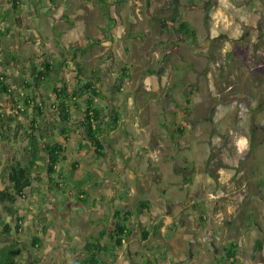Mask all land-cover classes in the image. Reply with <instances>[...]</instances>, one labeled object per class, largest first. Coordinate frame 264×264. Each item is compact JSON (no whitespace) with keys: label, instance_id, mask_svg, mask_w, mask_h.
Masks as SVG:
<instances>
[{"label":"rangeland","instance_id":"1","mask_svg":"<svg viewBox=\"0 0 264 264\" xmlns=\"http://www.w3.org/2000/svg\"><path fill=\"white\" fill-rule=\"evenodd\" d=\"M7 2L0 0V5ZM34 4L39 13H47L48 9L43 18L46 30L42 38L34 32L33 39L29 40L25 33L15 31L10 41H6L8 44L4 43L3 54L6 49L19 48L21 54L16 55L21 62L15 65L16 69H7L12 94L5 95L0 102V113L10 126L6 136L0 139V189L8 181L12 160L28 162L30 159L24 146L32 119L20 110L25 106L24 96L27 93L31 98H41V90H46L39 86L26 87V81L31 80V68L28 70L25 59H31V53L43 51L38 66L45 58L52 61L50 55L57 59L66 55L70 67L61 76L68 82L70 93L77 87L78 74L86 76L92 69L99 70L92 78L108 97L102 103H117L124 132L120 133L118 127L113 136L107 134L109 138L104 136L103 141L109 142L111 148H121L122 152L111 156L110 161L114 162L106 165L102 162L104 157H94L89 144L79 155L76 146L82 139L81 130L74 127L68 139L61 138L62 135L49 132L57 124L55 131L59 133L63 124L54 120L58 118L57 111L48 104L47 119L37 113L38 128L46 141L60 140L66 147V158L62 152L56 168L68 176V186L62 185L61 192L48 188L53 187L49 180L53 174L45 169V152L42 153L41 167L34 170L32 188H27L24 196L19 197L14 211L9 212L6 204L0 205V253L17 239L23 248L22 254L17 256L19 264H74L75 259L86 254L87 236L96 235L103 227L97 223L98 211L105 213L102 218L108 222L104 210L108 206L101 205L97 210L79 202H66L67 195L62 193L74 192L77 182L91 179H83L85 174L96 175L97 171L104 173L106 180L116 187V175L108 170L111 166L118 170L126 163L122 184L128 196L123 207L133 211L134 218L127 219L135 230L113 255L102 253L110 264H142L141 253L154 259V253L161 252L164 258H159L156 264H231L230 260L219 261L218 258L226 256V248L233 241L238 245L234 264H264V0H55L50 7L48 0H37ZM162 15L169 20L175 18L176 24L188 17L196 27V34L217 35L214 43L224 42L221 36L227 34L231 38L226 42L230 52L227 49L223 57L206 49V45L202 51H197L191 40H180L182 37L173 30L174 26L170 31L161 30L156 17ZM32 20L38 24L40 18L34 16ZM87 36L97 37L99 41L89 46L84 42ZM76 42L81 46L84 43L82 52L80 47L76 48V61L86 70H80L68 52ZM123 67H128V75L121 82L122 89L117 90L114 84L120 83L118 77H122ZM170 68L177 70L174 77ZM142 77L150 80L144 81L141 91L137 92ZM168 80L171 85L167 84ZM62 84L63 81L52 83L50 96L46 97L48 103L50 98L55 100L53 87ZM192 88L194 90L190 91ZM168 111L177 114L171 115L173 118L169 120L176 118L173 128L182 124L185 131L163 132L168 145L163 153L144 148V142L133 146L137 150H131L130 140L141 137L145 141L143 134L134 135L132 123L140 124L149 115L152 122L147 128L152 134L161 128L159 123H168L162 116ZM186 112L188 117L182 116ZM106 113L110 114V109ZM139 124L137 127L145 131V125ZM168 128L173 129L172 125ZM129 133L131 135L127 136ZM123 155H129V161L125 162ZM159 163L168 166V169L163 168L166 176ZM136 170L160 171L163 177L170 179L163 180L169 189L160 196L153 183L142 184V180L133 177ZM183 181L186 189L185 185H178ZM102 186L96 184L89 188L84 184L92 197L97 198ZM176 189L181 194L194 193L193 205L199 214L188 215L184 208L187 205L169 202L152 213V222H162L157 234L142 240L141 224L135 220L138 199H146L151 194L155 201L163 197L178 204L181 199L175 195ZM115 208L120 206L110 211ZM145 222L149 220L145 218ZM45 223H49L48 229L42 233ZM175 223L182 232L173 229ZM5 224L10 225V233L4 232ZM36 236L41 237V245L34 244ZM258 241L263 242L259 251L256 250Z\"/></svg>","mask_w":264,"mask_h":264},{"label":"trees","instance_id":"2","mask_svg":"<svg viewBox=\"0 0 264 264\" xmlns=\"http://www.w3.org/2000/svg\"><path fill=\"white\" fill-rule=\"evenodd\" d=\"M13 2L14 7L17 8L16 1ZM103 8L105 9V7ZM7 11L2 13L4 14V16H2L3 20H7ZM105 13H107L106 9ZM8 20L13 22L10 17ZM175 25V18H172L171 20H169L168 18H164L161 20V26L163 28L170 29V26H174L173 30H180L184 33H188V35L192 33L189 23L182 21L177 27ZM4 34H9V27H0V65L5 60L4 58H2V53L4 51V46L2 45ZM98 41L99 40L97 37L92 36L87 37L86 40H84V42H87L89 46ZM83 45L84 43H82L81 46L78 42H76L74 44H71L68 51L71 54L70 57L72 58V60H75V63L80 68V70H83L85 68L83 64L76 61V48L80 47V51L82 52ZM65 59L66 55L63 54V57L61 59H56L55 61H46L43 67L33 66V71L30 73L31 80L26 81L25 83L26 87L34 88L35 86H39L40 88H44L46 90H44L45 92L41 90V93L43 95H41V98H37L34 96L31 98L26 93V96H24L25 106L24 108L20 109L25 117L32 119L31 130L27 132L29 136L27 138V143L24 146V152L30 156V159L28 160V162H24L22 159L14 158L9 167L7 178L8 181L6 182L5 186L0 189V205L6 204V209L9 212L14 211V206L19 197L24 196V191L27 188H32L33 180L36 176L34 170L41 167L39 160L42 156V153L44 152L46 164L44 167L46 170L48 169L53 174L49 178L53 187L49 185L48 188L50 190L55 189L61 192L63 191L62 185H64L65 188L66 186H68V176L63 171H59V169L56 168L57 161L60 158L61 153L65 151V146H63V144L59 142L60 140L46 141L43 131L38 128L39 125L37 121V115L39 114L41 115V117L44 116L43 119H47L48 115L46 112L49 109L48 104L57 111L58 118H54V120L63 122L61 128H59V133L55 131L58 129L57 124H55L54 129L49 130V132L54 131L56 136L62 135L63 137L61 138L68 139L69 135L73 133L71 132L73 130L72 128H78L81 130L82 139H80L77 143L76 153L83 150V147L89 144L88 147L94 152V157L96 159H102L104 157V160L102 161H104L103 163L106 164L110 160L109 153L111 151H109L108 153V148L111 144L109 142L104 143L103 138L104 136L107 137V134H110V132L113 131L112 128H115V125L118 126L117 123L121 111L117 107L113 106L111 113H106L108 107L111 106V102L102 103L103 100L105 101L108 97L97 86L96 81L92 78V75L96 74V72L99 71L97 69H92L91 74L86 76L78 74L77 87L70 93L68 82L66 80H63L61 76L63 75L64 71H66V69L70 67L69 62ZM12 60L16 62L18 60L17 56L13 55ZM7 64H11L10 59L7 61ZM128 70V67H123V71L121 73L122 77H118V81L120 83L114 84V87L117 90L122 89L121 82L125 77H127ZM9 80L10 74L5 71H0V102L5 95L12 94V87ZM58 81H60L61 83L63 81V84L53 87L55 100H52L50 98L51 102L48 103L46 97L50 96L48 95V92L53 86L52 83ZM74 114H77L76 118H74ZM5 123L7 122L4 120L3 114L0 113V139L5 137L6 130L10 129L9 122L7 123L8 125ZM179 125L181 126V124ZM177 130L181 131V128L178 126ZM64 155L65 152L62 156L64 157ZM77 164V162L73 163L74 168H76ZM108 171H110L113 175L116 174L115 167H111ZM88 177H90L91 179L88 180ZM83 179H87L88 181L82 180L79 183L77 182L76 184L78 187H76L74 192H71L69 190L67 191V193H62L64 195H67L65 199L66 202H79L82 204L96 203L97 197H92V194L84 188V184H87L89 188L93 187L94 185L96 186V184H99L97 174H85ZM135 209L136 223L138 225L141 224L142 228V240H147L151 235L157 234L162 222H152L151 200L138 199ZM113 210V218L116 220V224L114 225L112 232L109 233L107 226L104 225L96 235L87 236L84 244V251L86 254L82 258L75 259L74 264H110L106 257H102V253L110 252L113 255L118 248H122V246H124L125 243L123 241L130 237V235L135 230L133 225H128V217L134 218V213L133 211L125 207L115 208ZM145 218L148 219L149 222H145ZM48 224L49 223H45L43 225V228L41 229L42 233L48 229ZM10 231V225L5 224L4 232L10 233ZM110 239L112 240V243H110ZM33 240L34 244L41 245L42 243V239L39 236L34 237ZM262 247L263 242L258 241L256 250L259 251L262 249ZM22 252L23 248L19 246L18 240L16 239V241H14L13 243L2 248L0 253V264H19L17 256H20ZM236 252L237 243H231L230 247L226 248V256L222 255L220 258H218V260H230V263L234 264L237 257ZM141 255L143 256L142 264H156L157 261H159V258H164L162 252L154 253V259L146 257L148 255H146L145 253H141Z\"/></svg>","mask_w":264,"mask_h":264},{"label":"crops","instance_id":"3","mask_svg":"<svg viewBox=\"0 0 264 264\" xmlns=\"http://www.w3.org/2000/svg\"><path fill=\"white\" fill-rule=\"evenodd\" d=\"M5 1H8L7 2V5H0V15H1L0 16V27H3V28L9 27V34H6V35L4 34L3 35V38L4 39H3L2 45L5 46L4 43L6 41H8V40L10 41V38H12L11 35L15 31H18V33H25L26 34V38L29 39V40H32L33 39V37H32L33 34L32 33H34V32L37 33V34H40L41 37H39V39L42 38V34L46 30V24H45L46 22H45V20H43V18H46V15L48 13V9L46 10L47 13H45V12H40L39 13L37 11L36 5L34 4V2L37 1V0H5ZM13 1H16L17 8L14 7V2ZM40 1L42 2L43 0H40ZM46 2H47V0H46ZM54 2H55V0H48V6L50 7L51 5H53ZM120 2H122V1H120ZM6 11H7V15H6L7 16V20H3L2 19V16H4V14H2V13L3 12H6ZM183 12H184V16L186 17L185 11H183ZM183 12H181V14ZM34 16H38L40 18V21H39L38 24L37 23H34V21L32 20V18ZM9 17L12 19L13 22H11V21L8 20ZM164 18H166V17H164V15H162V17H160V16H157L156 17V19H158L160 21V23H161V20L164 19ZM182 20L184 22H186V23H189L190 28L192 30V33H190L188 35V33H184L183 31L175 30V32L177 34H179L180 37H182L180 40H187V41H190L191 40V43H193L196 46L197 51H202V47L204 45H206V49H208L210 51H213L215 54H216V52H218L219 55L220 56H223V57L227 55V52H228L227 49H229V52H230V48L227 46V43H226L227 40H231V38H229L230 36H228L227 34H223L221 37L224 38V42H222V43H214L215 42V39L217 38V35H215V34L212 33L211 36L208 37V33L207 32H205L204 35L196 34V27H194L192 25V23L188 19V17L187 18H183ZM131 22H133V21H131ZM180 22H182V21H180ZM179 23L176 24V27L179 25ZM30 24L33 25V26L29 27ZM20 25H22V27L24 29H22V27H19ZM11 26H12V28H11ZM171 28H172L171 26H170V29H166V28L161 27V30L162 31H170ZM140 29H142V28H139V30ZM144 29H145V27H144ZM30 30H32L33 32H30ZM56 33H58V32H56ZM87 37H90V36H87ZM92 37H94V36H92ZM201 41H203L204 43H202ZM8 42H6V44H8ZM231 43H233V42H231ZM0 46H1V44H0ZM5 49H6V47H5ZM16 54H21V50L19 48H14V49H10L9 48V49H6L5 54L2 53V58H4L5 60L0 65V71L7 72V69L10 68V67H11V69H13V68L16 69V66L15 65H17V63L20 64V62H21L20 59H18L16 61L17 63L12 60V56L13 55H16ZM42 54H43V51H41L39 53H31L30 54L31 59L35 55H36V57H34L33 60H31L30 58L25 59L26 62L28 63L27 64L28 65V70L31 68L30 69L31 70L30 73L33 71V66H38L37 65V64H39L38 62L39 61L41 62L40 56ZM24 56H27V55L25 54ZM8 58L10 59L11 64H7V61L9 60ZM50 58L52 59V61H55L57 59L53 55H50ZM49 60H50L49 58H45L43 60V63L40 65V67H43V65L45 64V62L46 61H49ZM225 61H227V59ZM19 67H20V65H19ZM160 67H161V65H160ZM175 71H177V70L172 69V68L169 69V72H171L170 74H171L172 77H174ZM149 80L150 79H148L147 77H145V78L142 77V79L140 80V82L138 83V86L136 88L137 89V92H140L141 91V88L144 86L143 82L144 81L145 82H149ZM9 82H10V80H9ZM170 83L172 84V82H170ZM170 83H169V80H168V83L167 84L169 85ZM191 90H194V89L192 88V89H190V91ZM188 99L189 98L187 97L186 100H185L186 101V106L188 105ZM110 105L111 106L108 107V109H110V111L112 110V107L113 106H115V107H117L119 109L117 103H115V102H111ZM185 109L188 110V107H186ZM171 115L177 116V114L172 113V112H169V111L162 114V116H164V119L165 120H168V123L167 122H161V123H159V125H160L161 128H158L157 131H154L152 133V134H155L153 137H151L152 134H150V131L151 130L147 128L149 126V122H152L151 119H150V117H149V115H147V117H148L147 119H145L144 121L141 122L142 123V126L145 125L144 126V130L145 131H142L140 128L137 127L139 123L138 124H137V122L132 123L133 124V127H134V130H133L134 135H141V134H143V136H144L143 139L145 141H143L141 139V137H140V139L137 138V140H133V139L130 140V143L129 144H130L131 150L132 149L133 150H137V148L136 147H133V146H136V145L141 144L142 142H144L143 145H142V146H144V148L150 149L152 151H156V153H159L160 151H162V153H163V151H165V149L168 146L167 145V142L164 140V133L163 132H168V134H169L170 130H172L173 133H175L176 131L179 132V133H183L185 131V130L183 131L184 127H182L183 126L182 124H181V126L178 125L181 128V131L180 130H177V127L178 126L175 127V128H173V122H174V120L176 121V118H174L173 121H169L171 118H173ZM168 116H170V117H168ZM182 116L188 117V112H186V114L185 115H182ZM180 118L181 117H179V119ZM137 121H141V119L140 120H137ZM111 123H113V122H111ZM117 124H118V126L115 125V128H112L113 131L110 132L112 136H113V133L115 132V130L118 127L120 129L119 132L120 133L123 132V130H122V127L123 126L121 125V122H119V119H118V123ZM140 124H139V126H140ZM174 124H175V122H174ZM171 125H172V128L173 129H169L168 128ZM172 132H171V134H173ZM130 135L131 134L129 133V135H127V136H130ZM156 137H160V139H155ZM110 149H112L111 150L112 155H110V157L111 156H115V155L116 156H119L120 155L119 154L120 151L122 152V149L121 148H116L115 149L113 147L112 148L110 147ZM82 152H83V150H81L80 152H77V153L80 155ZM108 152H109V149H108ZM128 157H129V155H123L121 158H124L125 159L124 161L127 162V161H129V158ZM149 158H150V156H149ZM112 160L111 161L109 160V162L110 163L114 162ZM102 162H104V161H102ZM87 164H89V163H87ZM103 164L106 165V163H103ZM125 164L121 165L120 167H118V170H116V174L115 175H116V179H117V182H118L116 184V187H114V184L112 182L106 180V176H105L104 173L97 171V179H99V184H97V185H98V187H100V186L103 185L102 186V192L100 194V198H97L95 204H92V203L85 204V206H88L91 209H97V210L100 209L101 205L103 207L104 205L107 204L108 207H106L104 210L107 211V215H108L107 218L108 219H106V220H108V222L104 221V219L102 218L105 215V213H103V211H98V214L96 215V219L97 220L99 219L98 222H97L98 223V226H104V225L107 226L109 233L112 232L113 227L116 224V222H115L116 220L113 218V212H114V210H111L110 211V209L112 207H116L118 205L120 207H123L125 205V203L127 202V198L126 197L128 196V194L126 193V189L124 188V185L122 184V181H124V179H123L124 177L122 176V174L124 172V169H126L128 167L127 165L125 166ZM85 166H87V165H85ZM159 167L162 168L161 169L162 174L166 176L167 174L164 173L163 168L168 169V166L159 163ZM133 168L136 169L135 167H133ZM136 171L137 172H133V177L137 178L138 180L139 179L142 180L141 181L142 184H145V183L149 184V181L151 183H153L154 186L156 187V189L158 190L160 196L163 194V192L165 191V189H167V188L169 189V186L166 185L165 183H163V180L165 179L166 181H169L170 179H166L165 176L163 177V175L161 174L160 171L157 170L156 173L155 172L154 173L153 172L151 173L150 171H143V172H139V170H136ZM125 174L127 175V171H126ZM126 175H125V178L127 177ZM102 180H103V183H102ZM119 180H120V183H119ZM186 180L188 181L187 178H185V181ZM185 181H183L182 184H178V185H185V189H186L187 187H186ZM173 184H174V182H173ZM177 189L178 190H181L180 186H177ZM177 189H176L175 195L178 194L179 198L181 199V202L178 203V204L172 202V200H165L163 197H162L161 200L155 201L153 199V197L151 198V194H150L149 197L146 198V199L151 200V203H152V211L151 212L153 213L157 209L158 210H161L166 204H169V202H171L172 204H175V205H181V203L183 205H187V206H184V208L186 209V212L185 213H187L188 215H193V216L196 215L197 216L199 214V210L196 208V205H193V201L195 199L194 198L195 197L194 193L193 192H190V193L187 192V194H186V192H184V193L181 194L179 191H177ZM124 193H126V194H124ZM182 208H183V206L180 209H182ZM183 211H185V210H183ZM185 217L188 219L187 216H185ZM161 218H163V217H160L159 219H161ZM100 221H101V224L99 223ZM173 229L174 230L177 229L178 232H182L181 229H180V227L178 226V224L176 225V223L174 224ZM232 243H237V242H234L233 241ZM183 247H186V245H184ZM237 249H238V245H237ZM187 253H188V250H187ZM191 253L192 252H189V254H191ZM180 254H182V253L180 252ZM236 254H237V252H236Z\"/></svg>","mask_w":264,"mask_h":264},{"label":"clouds","instance_id":"4","mask_svg":"<svg viewBox=\"0 0 264 264\" xmlns=\"http://www.w3.org/2000/svg\"><path fill=\"white\" fill-rule=\"evenodd\" d=\"M241 143V146L243 145V141L240 142ZM126 239L123 241L125 243Z\"/></svg>","mask_w":264,"mask_h":264}]
</instances>
